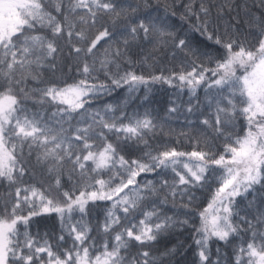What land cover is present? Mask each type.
Wrapping results in <instances>:
<instances>
[{
    "label": "snow or ice",
    "instance_id": "6c2138e0",
    "mask_svg": "<svg viewBox=\"0 0 264 264\" xmlns=\"http://www.w3.org/2000/svg\"><path fill=\"white\" fill-rule=\"evenodd\" d=\"M259 6L244 7L245 30L232 0H173L163 14L152 0H0V264H185L167 243L178 229L194 233L191 264H264ZM65 52L78 76L46 82ZM118 89L145 103L171 90L166 118L197 146L154 148L159 114L127 101L92 111ZM197 190L210 192L198 211ZM36 217L59 232L33 233Z\"/></svg>",
    "mask_w": 264,
    "mask_h": 264
},
{
    "label": "trees",
    "instance_id": "16d2710c",
    "mask_svg": "<svg viewBox=\"0 0 264 264\" xmlns=\"http://www.w3.org/2000/svg\"><path fill=\"white\" fill-rule=\"evenodd\" d=\"M53 3L56 0H52ZM67 2V0H65ZM125 3H139V0H124ZM154 4H158L161 6V14H163V7L164 5H171L173 0H152ZM219 0H213V3H218ZM232 4L237 5L239 8L240 19L244 21L242 27L246 30L248 28V23L246 21L244 15V7L247 6L248 10L255 13V15L259 16L260 14V0H232ZM175 19V18H174ZM175 23L179 26L180 21L175 20ZM193 38L195 41H199L202 38L199 37L198 34H193ZM103 43V41L101 42ZM65 57L67 58V52H65ZM70 58L62 60L61 63V70L56 71L55 74L53 72L45 73L44 79L45 81H56V83L62 84L64 82L71 83L73 79L78 76V73L74 70L73 66L69 63V70H63V64L67 63ZM164 66L171 68L173 66L179 68L180 63L179 61H172L171 57L169 56L164 61ZM136 71L140 70L139 63L136 64L135 67ZM159 87V86H157ZM142 91L137 93L135 96L129 98L127 93H124L123 89H118L112 95H105L99 101L93 102L96 106L92 111L99 110L100 105H103L105 101H113L119 99L121 103L127 101L126 107L129 112L133 110H139L141 112L145 111H154L155 113L159 114L160 122L158 130L155 133V136L150 141L154 148L160 149L163 147H176L178 150L188 151L194 149L197 145L195 141L189 142L187 139L188 135H191L189 129L183 127V118L180 119H167L165 115V109L170 99L171 90L165 91H154L151 93L150 100L148 102H142ZM201 99H203V93H199ZM184 99L187 100L188 97L184 96ZM29 111H47V106L41 107L40 104H36L35 107L31 106V102L29 104ZM167 120V122H165ZM200 147H204V144L201 143ZM42 179V175L39 170H36V175L34 177L33 182L39 181ZM215 189L213 188L212 191ZM10 189L8 188L7 184L4 182H0V204H2L5 200L10 199ZM197 197L195 203L198 206L197 211L199 210L200 206L206 207L207 202L210 200V192L207 190H197L195 192ZM247 201L241 205V208H246ZM168 209H173V205L169 202L166 206ZM181 209V204L177 201L175 208L173 211L179 212ZM173 211H169L168 215H173ZM182 218V217H181ZM34 220L39 221V223L33 224L31 231L36 233L37 231L40 233L41 236H44L46 233L53 234L58 233L60 225L57 220L52 218H43V217H36ZM103 222V218L101 217V223ZM194 233L191 231H184L183 229L176 230L172 236L169 237L167 243L169 246L172 245H184L185 251L182 256L178 257L177 259L183 260L185 264H191V261L195 258V253L193 252V248L195 247L192 236ZM98 238V237H97ZM191 245L192 247H189ZM99 247V245H97Z\"/></svg>",
    "mask_w": 264,
    "mask_h": 264
}]
</instances>
